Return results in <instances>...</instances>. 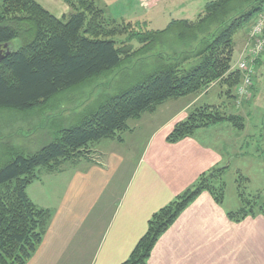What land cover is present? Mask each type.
I'll return each mask as SVG.
<instances>
[{
    "label": "trees",
    "instance_id": "16d2710c",
    "mask_svg": "<svg viewBox=\"0 0 264 264\" xmlns=\"http://www.w3.org/2000/svg\"><path fill=\"white\" fill-rule=\"evenodd\" d=\"M62 1L69 13L56 17L35 0H0V108L42 109L55 95L133 57H156L161 63L133 85L106 96L75 124L60 128L38 149L5 146L8 158L0 162V264H26L42 242L51 211L38 207L26 192L40 168L57 170L78 161L101 139L122 141L129 120L154 112L169 99L205 93L213 84L224 87L223 93L235 105L234 91L241 81L240 71L231 66L235 39L264 9V0H206L193 19H171L154 30L144 27V21L108 16L95 0ZM118 35H125L120 45ZM131 41L139 46L133 48ZM223 121L244 128L240 114L216 104L194 105L173 124L166 140L176 142ZM223 171L218 167L201 174L157 210L120 264H148L160 235L202 190L221 204ZM237 196L239 206L226 212L230 220L264 217V202L257 195L247 198L237 188Z\"/></svg>",
    "mask_w": 264,
    "mask_h": 264
},
{
    "label": "crops",
    "instance_id": "0c3cea01",
    "mask_svg": "<svg viewBox=\"0 0 264 264\" xmlns=\"http://www.w3.org/2000/svg\"><path fill=\"white\" fill-rule=\"evenodd\" d=\"M35 1L56 17L70 10L62 0ZM95 1L105 10L122 11L126 20L148 14L144 19L151 24L162 13L160 28L172 19L171 10L178 14L173 19H193L198 13L196 0ZM246 32L235 39L234 58ZM263 61L264 53L255 62L257 71ZM194 100L185 101L166 127L153 129L133 159L97 148L99 140L90 147L86 162L80 159L57 170L40 168L35 185L29 184L26 192L51 215L42 242L26 264H120L157 210L191 187L201 174L218 167L225 170L228 165L217 142L222 141L219 132L231 131L228 126L216 124L176 142L166 140ZM31 135L20 146L26 151H34L30 148L44 140L42 134ZM33 187L34 195H30ZM226 205L225 198L218 204L207 190L198 193L160 235L148 264H264V217L258 214L234 222L226 214L234 207Z\"/></svg>",
    "mask_w": 264,
    "mask_h": 264
},
{
    "label": "rangeland",
    "instance_id": "374dc122",
    "mask_svg": "<svg viewBox=\"0 0 264 264\" xmlns=\"http://www.w3.org/2000/svg\"><path fill=\"white\" fill-rule=\"evenodd\" d=\"M205 2L206 0L195 1L196 12L202 9ZM168 8L171 10L172 5L170 4ZM105 11L108 16L116 19L126 17L122 11L118 12L117 8ZM172 12L171 10L170 16L172 19L176 18L177 12ZM147 15H141L142 17H139L138 20L133 19L132 21L146 22L144 17ZM162 16L161 13L159 19H154L151 24L147 23L144 27L154 30L162 29V27L160 28ZM248 30L240 31L236 37L239 38ZM124 36H116L117 45L123 42ZM247 37L248 33L245 35V39ZM131 45L133 48L139 46L136 41H131ZM261 53H264V50ZM142 58L133 57L125 60L111 71L55 95L42 109L17 111L0 108V162L8 158V154L4 151L7 144L21 146L28 142L29 138L33 136L31 134H42L41 139L44 140L30 148L38 149L53 139L60 128L75 124L85 112L94 108L106 96L113 95L133 85L141 77L160 66L161 61L156 57ZM235 58L233 54L232 61ZM257 67L258 71L256 66L254 68L253 83L250 86L251 94H249L250 97L246 103L234 105L233 98H227L223 93L224 87L213 84L207 89V92L201 95L169 99L160 104L154 112H147L139 119L129 120L130 129L121 134L122 141L101 139L97 148L109 149V153L124 155L125 158L129 155V158L133 159L136 154L141 153L146 138L152 130L166 127L168 122L176 116L175 114L178 113V109L183 106L184 102L195 97L193 106L201 103L216 104L220 106L221 110L240 114L244 118L243 129L234 127L228 121L220 122L217 125L219 127L228 126L231 129L228 132L225 130L219 132L218 135L222 141L217 142V148L225 157L223 163L228 165L222 174L225 183L226 207L236 209L239 206L237 188L247 198L257 195L258 201L264 202V61ZM213 136L218 137L216 134ZM224 137H228V139ZM205 140L208 141L207 138ZM209 141H211L210 138ZM87 153L90 154L92 151L88 150ZM81 161H88V157H83ZM30 191V195H34V187Z\"/></svg>",
    "mask_w": 264,
    "mask_h": 264
},
{
    "label": "built area",
    "instance_id": "2783aa9c",
    "mask_svg": "<svg viewBox=\"0 0 264 264\" xmlns=\"http://www.w3.org/2000/svg\"><path fill=\"white\" fill-rule=\"evenodd\" d=\"M263 50L264 9L255 18L243 48L232 64L233 68L239 70L241 73V81L236 88L237 104H240L242 100L249 99L248 97H250V86L253 83L254 75L253 64Z\"/></svg>",
    "mask_w": 264,
    "mask_h": 264
},
{
    "label": "water",
    "instance_id": "95a60500",
    "mask_svg": "<svg viewBox=\"0 0 264 264\" xmlns=\"http://www.w3.org/2000/svg\"><path fill=\"white\" fill-rule=\"evenodd\" d=\"M6 46H7V45L5 44L4 47H6ZM2 50H3V49H1V46H0V59H1L2 56H3ZM5 53H7V51H5Z\"/></svg>",
    "mask_w": 264,
    "mask_h": 264
}]
</instances>
